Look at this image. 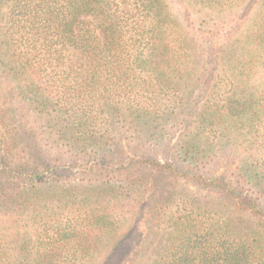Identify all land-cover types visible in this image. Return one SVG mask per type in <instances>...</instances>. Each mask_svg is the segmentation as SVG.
<instances>
[{"label": "trees", "instance_id": "1", "mask_svg": "<svg viewBox=\"0 0 264 264\" xmlns=\"http://www.w3.org/2000/svg\"><path fill=\"white\" fill-rule=\"evenodd\" d=\"M189 1L198 13L205 14L197 29L210 34L209 58L214 55L220 64L215 74L212 64L203 60V74L213 93L224 83L229 87L212 106V113L199 115L200 129L211 128L210 137L227 143L225 138L232 135L234 118L243 113L248 135L256 142L264 127V76L262 80L257 76L264 72V0L257 1L260 12L251 20L234 17L236 9L249 0ZM209 12L217 17L224 13L232 16L218 23ZM178 16L169 0H0V86L10 82L25 90L24 99L35 112L37 124L48 126V138L56 149L65 148L79 157L66 164L40 158L37 147L29 141V122L21 118L20 108L7 103L10 97L0 98L5 103L0 106V209L8 200L7 182H19L12 195L14 202L34 209L29 193L37 191L39 184L45 186L92 171L94 164L114 173L138 168L137 161L113 164L108 150L113 120L121 113L131 127L142 128L150 138L153 131L150 135L147 130L160 129L165 119L166 95L174 99L175 109L183 106L184 99L190 100L186 89L176 85L166 89L164 84L171 69L187 67L191 77L195 71L192 67L198 64L190 45L200 31L192 28L181 32ZM236 38L237 46L230 50ZM238 98L244 100L242 111ZM124 106L128 107L126 111ZM217 126L225 128L223 138L212 131ZM241 127H245L243 122ZM99 128L105 134L98 138L93 131ZM200 140L196 135L195 145L185 153L187 159L195 160V170L196 164H206L210 156H216L215 141L205 145ZM88 149L98 151L99 157L89 160ZM256 159L247 160L236 182L224 175L208 177L195 172V184L211 193L209 197L195 194L194 200L186 196L181 200L169 218L172 232L164 253L152 264H264V200L260 194L249 196L244 191L245 184L254 188L264 185V168H259ZM144 163L155 174L178 175L170 162ZM180 174L191 176L189 172ZM110 194L118 206L130 199L118 191ZM168 197H159L154 213L148 216L155 219L157 227L167 217L172 199ZM148 204L145 200L135 201L131 209L134 223L127 229L123 218L115 221L105 208L77 238L54 240L48 235L50 243L41 245L34 258L31 239L26 242L31 251H22L23 258H16L15 243L8 233L20 227L14 224L4 229L6 222L2 221L0 264H93V234L97 232L96 239L111 233L122 236L102 264H142L137 256L148 250L146 234L140 232L150 211ZM4 216L0 210V220ZM25 227L24 233L30 234L31 227ZM134 232L136 241L125 245Z\"/></svg>", "mask_w": 264, "mask_h": 264}, {"label": "rangeland", "instance_id": "2", "mask_svg": "<svg viewBox=\"0 0 264 264\" xmlns=\"http://www.w3.org/2000/svg\"><path fill=\"white\" fill-rule=\"evenodd\" d=\"M169 1L179 14L178 23L181 32H187L192 28L200 31L198 39H195V41L190 39V46L193 49L195 58L198 60V64L196 63L195 67H192L195 68L192 76H188L187 67H181L178 70L171 69L167 74V82L164 83L166 89L171 88L172 90L175 85L186 89L190 100L184 99L183 106L175 109L174 99L166 95V100L163 101L165 119L161 120L160 129L147 130L148 133L153 131L152 135L149 133L151 135L150 138L147 136L148 134L145 135L142 132V128L131 127L129 121L126 122L121 113L117 114L118 117H114L112 142L108 150L111 151L113 164L137 161L138 168L134 169L135 166H132L129 173L128 171H122V173L109 172L94 164L92 171L87 170L84 173H77L71 178L62 179L59 182L52 181L45 186L39 184V192L37 190L29 193V198L35 206L34 209H26L25 206L17 205L12 195H15V189H17L19 182H7L5 190L8 192V200L2 203L3 206H1L2 209L0 210L5 216L0 222H6L2 227L4 229H9L14 224L20 227L19 230L13 227L11 232L8 233L10 240L15 243L17 259H22L26 251H31V249H27L26 242H28V239L33 242L31 247H35V251H31V257L34 258L37 256L38 249L42 248L41 245L50 243L48 235L52 236L54 240L68 239L74 236L77 238L76 235L84 232L92 223L91 221L95 220V217L103 214L102 211L105 208L108 209V214H111L115 221L123 218V224H125L127 229L133 226L134 223L131 209H133L132 206L135 205V201L142 202V200H145L149 203L150 211L147 212L144 223L140 226V232L143 231L146 234L145 249L148 250L141 251L137 258L142 259V264H152L154 260L164 253V247L167 245L172 232L169 218L177 211V206L181 200H184L185 196L186 199L190 197L194 200L195 194L200 197H209L211 193L209 190L201 189L195 184V172L198 175L205 173L208 177L224 175L232 182H236L248 159L256 157L255 162L259 163V168H264V127L260 129L258 141L255 142L251 135H248L249 128L243 113H239L234 118L233 132L230 133L232 135H227L225 138L227 143L216 137H210L208 133H211V128L200 129L199 115L202 113L208 116V112L212 113V106L219 103V99L223 96L220 94L229 87L226 88L224 86L226 83H224L219 86V90H215L213 93L212 85L203 74V66H201L203 60H207L212 64L215 74H217L220 66L214 55L209 58L208 37L210 34H205L200 29H197L205 14L198 13L197 7L192 6L189 0ZM257 1L249 0L247 5L236 9L234 17L238 15L243 19H253L260 12ZM213 15H215L214 12L210 16L217 17ZM231 16L232 14L224 13L218 16L215 22L223 23ZM234 45L237 46V38L229 45L230 50H232ZM257 76L262 80L264 72L262 74L259 72ZM6 83L0 86V98L4 96L10 97L7 103H13L20 108L19 110L23 114L21 118L25 122H29L26 131L30 136L29 141L33 142L37 147L39 157L47 158L49 161L53 160L60 164L73 163L77 160L79 157L74 155L75 152H70L65 148L56 149L54 141L50 137L48 138L49 128L45 123L37 124L35 112L28 105L29 101L24 99L26 91H23L14 83ZM11 96H13L12 99ZM238 100L239 110L242 111L243 107H240V105L244 103V100L242 98H238ZM4 105L5 103L1 101L0 106ZM123 108L125 111L128 109L127 106ZM197 113L198 116L195 117ZM261 117L264 118V115ZM242 122L245 127H241ZM99 124H102L101 119ZM213 130L219 132L218 136L221 138H223V131L226 132L225 128L223 129L220 126L212 128ZM93 132L96 133L98 138L105 134L102 128ZM198 134L201 138L200 141L205 145H211L215 141L213 154L216 156H210L206 164H196L198 167L195 170V160L187 159L185 153L186 150H189L188 147L195 145V136ZM86 153L89 160L99 157V153L96 150L88 149ZM259 153L263 156L261 157ZM148 160L161 163L170 162L177 170L178 175H172L168 172L155 174L144 163ZM140 162L142 163L140 164ZM29 170L32 169L29 167ZM137 170L138 172H136ZM183 172H189L191 176L183 177L180 174ZM30 187L29 190H34V188L30 189ZM261 189L262 192L259 193ZM167 190H170L169 195L168 193L164 194ZM114 191L124 193L126 196L123 198L127 197L130 199H125L120 204L122 206H118L117 199L110 194V192ZM244 191L249 196L260 194L264 200L263 183L258 188L245 184ZM171 192L174 194L170 195ZM163 195L165 199L170 198L168 196H171L172 199L170 202L166 200L170 203V208L166 211L165 222L159 225L160 227H157L155 219L148 216L154 213V208L158 200H160L159 197H163ZM158 213L165 215L161 211L155 212V214ZM25 226L31 227L30 234H25L22 230V227L26 229ZM74 233L76 234L74 235ZM97 235L98 232L93 234L95 238L93 240L95 245L92 248L93 264H102L114 244L120 241L122 236L121 234L111 233L105 238L96 239ZM136 238L137 236H135L134 232L124 241V244L129 245L136 241ZM22 251L25 253L21 254ZM81 257L82 255H77V259L81 260Z\"/></svg>", "mask_w": 264, "mask_h": 264}]
</instances>
